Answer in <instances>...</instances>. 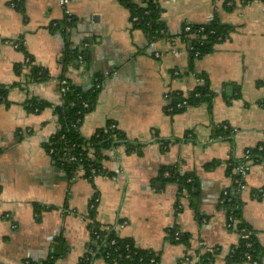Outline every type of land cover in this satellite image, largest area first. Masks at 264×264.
<instances>
[{"label": "crops", "instance_id": "crops-1", "mask_svg": "<svg viewBox=\"0 0 264 264\" xmlns=\"http://www.w3.org/2000/svg\"><path fill=\"white\" fill-rule=\"evenodd\" d=\"M160 6L166 35L157 40L133 28L120 0H71L73 24L63 37L59 0H0V85L9 88L8 105L0 104V264H45L53 255L55 264H78L91 247L85 219L95 195L98 222L155 252L160 264H249L229 261L240 235L227 228L222 200L233 187L229 164L264 146V1L160 0ZM213 23L229 28L228 36L191 71L184 28ZM66 49L79 56L64 69ZM30 59L49 81L29 82ZM196 74L208 76L211 106L170 113L169 95L194 91ZM62 76L85 91L102 79L97 107L80 127L83 137L112 121L144 145L143 153L107 151L105 175L93 180L63 172L45 149L61 129ZM33 98L48 106L28 108ZM221 126L229 135L216 136ZM164 168L193 175L192 192L161 177ZM242 182L239 223L255 236L264 264V199L254 196L264 190V161ZM172 230L187 240L175 242Z\"/></svg>", "mask_w": 264, "mask_h": 264}, {"label": "trees", "instance_id": "trees-1", "mask_svg": "<svg viewBox=\"0 0 264 264\" xmlns=\"http://www.w3.org/2000/svg\"><path fill=\"white\" fill-rule=\"evenodd\" d=\"M264 1V0H263ZM121 4L128 8L130 12V20L134 29L142 30L149 38L160 39L165 36V25L160 21L161 16V6L160 0H120ZM21 1L16 3L17 9L21 10ZM73 24L72 19L69 22L68 18L63 22L58 24V29H61V34L63 37L67 34L66 29L71 27ZM199 28H204L205 33L202 36H206L203 40L199 36L195 35L196 30ZM185 32V28H184ZM213 32V33H212ZM186 33V32H185ZM229 28L213 23L208 26H192V32L186 33L189 37L186 38L187 43L190 45V69L193 70L194 62L201 59L202 57L213 52V48L216 44L223 42L228 36ZM186 37V36H184ZM22 48V46H21ZM78 53L74 50L66 49L64 59L62 61L63 68H67L76 57ZM32 59L29 60L27 64L30 68L29 82L30 83H44L49 81V76L47 72L43 69H38L32 66ZM178 77H181L180 73ZM195 78L198 80V85L195 90L184 95L181 92H174L169 95L170 104L169 109L172 108L170 113L177 114L184 112L190 107H197L201 105L211 106L214 94L212 93L209 86L208 76L205 74H196ZM64 76L60 78L62 83L61 89L66 88V93L61 95L62 106L56 108L60 123V132L45 143V149L47 152L50 149H54L55 153L51 155L56 165H58L56 159L58 153L62 149H66L68 143L75 144V152H82L84 157L81 158L82 164L86 169V177H92L95 174L98 176L105 175V161L108 158L106 156L107 151H117L120 148H124L127 153H136L141 155L143 153L144 145L136 144L135 142L129 141L126 136L117 128L114 122H109L106 128L97 131L90 138L83 137L80 132V127L85 119V117L93 112L98 104L99 94L101 91L102 79L97 78L94 86L90 90H83L80 87L63 84ZM9 88L0 85V104L5 103L8 105L7 96ZM240 97V95L238 96ZM187 101L188 105L182 109L177 108L178 103ZM87 104V107H85ZM48 104L40 101L39 99L33 98L29 102L31 109H42L47 107ZM78 119L82 120V123L76 128L73 125ZM230 129H224L223 126L219 127L216 131V136H227L230 133ZM64 137V139H63ZM263 147V145L259 146ZM259 147L251 149L252 156H259V162L264 161V151L260 152ZM92 151V152H91ZM77 154V153H76ZM256 159V158H255ZM243 162V160L239 161ZM238 162H231L233 166H229V174L232 178L237 176L233 175V167L236 166ZM229 164V165H230ZM257 164V163H256ZM76 165H70L65 167V173L72 178L73 172ZM165 172L170 174L167 181L177 182L180 185V191H185L191 193L195 184H197V179L191 174L180 175L176 171L167 170L164 168L161 174L164 175ZM93 180V178L91 179ZM238 197L230 196L227 198L223 204L224 209L227 212V217L232 215L235 220L238 221V227L246 228L243 224L239 223L240 220V204L238 202ZM232 198L231 200H229ZM92 201V200H91ZM39 207L36 208L38 211ZM97 209L94 211H89L88 213V229L91 235V242L96 240V233L100 234L101 238L97 242V246L91 245L90 251L93 254H85L78 264H95L96 259L104 261V264H148L150 258L155 257L159 263V257L155 252L148 250H141L136 247L132 239H121L116 235L113 226L105 228L97 220ZM95 230V231H93ZM176 230L170 232L172 239L174 238V233ZM251 233V232H250ZM187 238L183 236L182 242L186 241ZM115 242L112 245V242ZM251 241L253 243V249L246 248V241L240 240L238 246L233 248V252L229 256V261L232 263L247 262L246 254L250 253L260 264L259 259V245L256 242L255 236L252 234ZM54 258H50L45 264H55V259L57 255H53ZM209 256V255H208ZM87 258L89 260L87 261ZM210 261V259H209ZM208 262L205 261V264Z\"/></svg>", "mask_w": 264, "mask_h": 264}, {"label": "built area", "instance_id": "built-area-1", "mask_svg": "<svg viewBox=\"0 0 264 264\" xmlns=\"http://www.w3.org/2000/svg\"><path fill=\"white\" fill-rule=\"evenodd\" d=\"M249 1L250 0H243L244 3H247ZM70 2H71V0H59V4L63 8V10L65 11L66 19L68 18L69 22L71 21V16H70L69 10H68V6L70 5ZM185 32L187 34L191 33L192 32V26L191 25H187L185 27ZM204 33H205V29L204 28H199L198 30H196L195 35H197L200 38H202L203 40H205L206 36H202L201 37V35H203ZM16 46L18 47V45H16ZM156 56L159 57V54L157 53ZM81 60H82V58H81ZM63 84L65 85L67 83L63 82ZM65 93H66V88L64 87V88L61 89V94H65ZM187 105H188L187 101H183L182 103H178L177 104V108L178 109H182V108L186 107ZM85 107H87V104H85ZM169 111H172V108H170ZM81 123H82V120L78 119L73 126L77 128ZM227 128H228L227 126H224V129H227ZM152 133H153V135L155 134L154 131ZM63 139H64V137H63ZM75 148H76L75 144L68 143L67 146H66V149L64 148L58 153L56 161L58 163L59 168L63 172H65L64 169H65L66 166H70V165L72 166V165L78 164L75 167V170L73 172V175H72L73 179L82 177L83 179L91 180L92 178L93 179L96 178L98 175L95 174V173H94V175L92 177H89V178L86 177V169H85V167H84V165L82 164V161H81V158L84 157V155H83L82 152H79V153L75 152ZM258 149H259L260 152L264 151L263 147H259ZM48 153L51 156V155H53L55 153V150L54 149H50L48 151ZM255 158H254V156H252L251 149L247 150L245 152V155H244V158H243V162H238L236 164V166L233 167L234 168L233 169V175H235L237 177L236 178H232V182H233L232 186L233 187L230 188V189H227V190H225L223 192L222 204H224L225 200L227 198H229L230 196L237 197V196L240 195L241 190L243 189V182H242L243 178H245L247 176L251 166L253 164L259 162L260 157L259 156H255ZM230 166H233V165L230 164ZM169 176H170V174L168 172L164 173V177L165 178H169ZM254 196L257 197V198L264 199V190H261L258 194H255ZM231 199L232 198H230L229 200H231ZM99 204H100V198L95 195L92 198V201H91V203L89 205V211L96 210L98 208ZM85 221L88 223V221H89L88 218L85 219ZM237 225H238V221L235 220V218L232 215H230L228 217V220H227V228H229V229H237V231H239L240 240L246 241V248L253 249V243L251 241L252 234L248 230H246L245 228H240L239 229V227ZM93 231H95V230H93ZM95 234H96V240L92 241L91 245L97 246V242L101 238V236H100V234L96 233V231H95ZM182 238H183V235L181 234V232L176 231L174 233L173 240L175 242H181ZM114 243L115 242L113 241L112 245ZM215 252H216V250H214V249H210L209 250V253L212 254V255L215 254ZM232 252L233 251H231V253ZM86 254H93V252L90 251V249H89V251ZM245 256H246V259H247V263H249V264H259V262L254 259L252 254L247 253ZM88 260H89V258H87V261ZM199 261L200 260L197 259V262H199ZM148 264H158L157 259L155 257L150 258Z\"/></svg>", "mask_w": 264, "mask_h": 264}, {"label": "rangeland", "instance_id": "rangeland-1", "mask_svg": "<svg viewBox=\"0 0 264 264\" xmlns=\"http://www.w3.org/2000/svg\"><path fill=\"white\" fill-rule=\"evenodd\" d=\"M155 135V134H154Z\"/></svg>", "mask_w": 264, "mask_h": 264}]
</instances>
